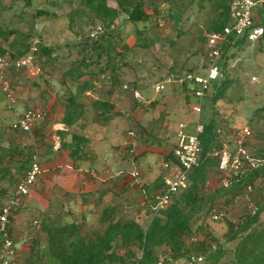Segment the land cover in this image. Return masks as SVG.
Returning <instances> with one entry per match:
<instances>
[{
  "label": "rangeland",
  "instance_id": "1",
  "mask_svg": "<svg viewBox=\"0 0 264 264\" xmlns=\"http://www.w3.org/2000/svg\"><path fill=\"white\" fill-rule=\"evenodd\" d=\"M201 1L160 2L159 16L138 26L150 28L147 36L157 37L154 46L146 50L133 48L123 59L118 60L116 74L125 84L136 81L134 96L142 102L141 108L134 106L132 85H128L129 89L125 93L120 85H116L109 97L105 92L110 85L104 80L98 84L101 91L85 95L86 102L96 97L111 101L118 115L115 111L108 112L105 115L108 123L103 124L87 104L83 119L69 129L70 133L88 140L82 147L90 159L79 160L78 168L75 169L67 151L46 156L45 152L51 146L57 150L60 144L57 131L63 130V127L64 131L67 130L58 123L62 117L61 106L66 103L67 91L74 92L76 85L69 84L68 88L63 86L60 74L81 58L73 47L65 49L67 44H77L73 29L69 27L68 14L77 7L78 2L76 0L69 6L61 4L59 0H34L31 7L24 9L22 2L0 0L2 26L23 33H35L36 39L62 47V57L58 58L53 69H48L40 62L41 75L37 76V70L32 69L24 73L13 71L4 74V80L0 82V148H11L13 151L0 165L6 170L0 173V207L9 204L15 195L14 187L25 176V171L20 170L24 155L31 149L40 156L44 154L41 172L35 183L28 188L27 195L20 196L18 200L20 211L13 220L15 249L11 264H23L31 240L39 241L45 251L47 237L38 222L44 217L55 220L58 225L72 222L82 224L84 231L101 230L104 228L99 222L101 211L106 206H112L118 209L119 216L135 219L143 227L149 221L144 213L147 206L153 205L151 196L156 192L155 182L161 174L168 172L163 168V155L176 143L175 135L180 125L184 126L186 135L196 134L198 117L193 113L192 106L197 101L191 95L185 99L188 93L182 90L180 77L189 70L200 78L208 75V63L203 49L199 50L197 36L199 31L204 36L206 23L214 17L210 4L216 0H206L199 7ZM261 7L259 4L257 14ZM38 9L55 12L58 18L39 23L32 19ZM147 11L151 12L149 9ZM172 14H182L181 20L174 22L169 18ZM75 23L74 30L78 21ZM115 24L123 43L130 47L137 43L135 26L126 20ZM89 25L98 26L95 23ZM86 28L84 24L80 31L83 33ZM177 30L182 31V34L174 40ZM167 39L175 43L167 46ZM246 43L245 38L236 45V48L243 47V50H235L236 58L228 63L227 73L230 78L236 77L238 83H233L227 102L218 104L222 107L220 113L223 122L219 123L217 130L221 132L220 140L223 143L235 142L237 134L246 127V149L252 153L264 149V120L257 122L254 117L255 107L264 102V53L257 49L256 43L249 47ZM1 45L5 47L2 42ZM128 61L131 66H120L121 62L128 64ZM258 72H262L263 76H257ZM9 92L11 99L7 97ZM28 109L41 111L47 114L46 118L36 121L29 134L12 129L15 118ZM66 140L70 141V137ZM129 144L134 147L135 154L141 153L136 161L127 153L126 146ZM221 185L223 183L213 172L208 179V188ZM106 189L109 192L101 196L102 190ZM64 192L69 196H64ZM249 200V197L241 195L235 205L227 206V218L236 221L244 212L240 209L244 205H248L245 207V213H248L251 210L249 206L254 208ZM261 221L264 223V211ZM206 224L216 237L222 238L226 233L224 221L208 219Z\"/></svg>",
  "mask_w": 264,
  "mask_h": 264
},
{
  "label": "trees",
  "instance_id": "2",
  "mask_svg": "<svg viewBox=\"0 0 264 264\" xmlns=\"http://www.w3.org/2000/svg\"><path fill=\"white\" fill-rule=\"evenodd\" d=\"M33 1L11 0L12 3L22 2L24 9L31 7ZM59 1L61 4L72 6L76 0ZM178 1L181 2V0ZM254 1L260 2L262 6L258 10L259 19L255 22L263 28V34L254 42L246 40V46L256 43L257 49L264 53V0ZM77 2V7L71 9L68 14L69 27L73 29L77 44H67L65 49L73 47L81 58L60 74L63 86L68 88L69 84L76 85L74 92L67 91L66 103L61 106L62 117L58 123L64 125L67 130L57 131L60 139L59 148L53 150L51 146L45 152L46 156L67 151L75 169L78 168L79 160L90 159L82 147L88 143V140L78 134L70 133L69 129L81 118L83 119L88 103L91 110L96 113V118L100 117L103 124L108 123L105 115L115 111V105L111 101L96 97L86 102L85 95L97 94L101 91L98 84L104 80H107L110 85L105 92L109 97L113 94L116 85H120L124 93L128 91V85H132L134 106L136 105L138 109L142 107V102L134 97V92L137 91L136 81L130 84L122 82L116 74L117 62L133 48L146 50L154 46L157 37L147 36L150 28H138V26L145 25L153 21V17L159 16L160 2L171 4L174 0H77ZM204 2L206 0L201 1L198 6L201 7ZM229 2V0H216L210 4L214 17L206 23L205 34L221 32L231 23ZM181 16L182 14H172L169 18L177 22L181 20ZM57 18L58 15L55 12L45 9L36 10L32 17L40 21L39 23ZM125 20L136 28L137 43L131 47L123 43V38L115 24L117 21ZM76 21L78 25L74 30ZM82 22L88 27L83 33L80 31L84 25ZM89 23H95L101 28L94 38H91L89 34L95 27L88 26ZM200 33L199 31L197 36L199 50L203 49L204 58L207 61V42ZM181 34L182 31L177 30L174 40L180 38ZM36 38L35 33H23L0 24V57L9 55L12 58H21L29 54L34 47L32 54L37 64L42 62L48 69H53L58 58L62 57L60 53L62 47L48 45ZM174 40L167 39V46H170L169 43L173 45ZM242 40L245 38H230L221 46L220 56L216 61L218 76L208 82L200 102L195 98L194 91L186 81V75L180 77L181 88L188 93L185 99L191 95L190 97L197 101L196 104H201L199 116L193 112L198 117L197 124L202 127L201 133L197 135L200 143L199 162L187 172L185 187L177 194L170 195L168 204L162 210L156 212L152 205L147 206L144 214L149 217V221L144 227L135 219L119 216L118 209L112 206H106L101 211L99 222L104 225L101 230L84 231L82 224L72 222L58 225L55 220L44 217L38 222L47 237L45 251L42 250L39 241L31 240L23 264H187L192 258L195 259L193 264H264V223L261 221V214L264 211V149L249 153L246 149L248 147V139H246L243 146L248 153V158L257 165L251 166L248 160L244 159L242 170L230 174L227 177L226 186L221 185L217 188L207 186L209 176L213 172L217 174L220 181L225 177L217 170L218 160L210 156L212 151L215 148L221 149L223 144L233 147L232 142L223 143L220 140L222 135L217 129L219 123L223 122V115L220 113L222 107L218 104L227 102V95L233 83H238L236 77L230 78L228 75L227 66L231 59L236 58L235 50H243V47L236 48ZM1 42L5 44V47L1 45ZM129 63L121 62L120 66H131V62ZM95 68L98 70L95 71ZM13 71L24 73L25 70L21 68ZM186 73L195 76L191 70ZM39 75L41 72L37 74ZM256 75L263 76V73L258 72ZM115 114L118 115L116 111ZM254 117L257 122L264 120V102L257 104ZM67 137H70V141L66 140ZM217 141H220L219 145ZM174 147L175 144L163 155V162H168L170 168L174 163L172 160ZM126 149L135 161L141 154H135L134 147L130 144L126 146ZM12 152L11 148H0V165H3L5 158L8 155L10 157ZM43 155L40 156L36 150L31 149L24 155L25 160L20 170L26 173L34 160L40 165ZM2 170L5 169L0 167V173ZM168 174L169 172H166L157 178L154 191L164 190L162 179ZM102 191L101 196L109 192L108 189ZM241 195L249 197L254 208L249 206L251 210L245 213V207L248 205H244L240 208L244 212L237 217L236 221H232L227 218L226 207L235 205ZM64 196L69 194L64 192ZM83 199L86 198L83 197ZM4 207V205L0 207V217ZM10 207L12 213L8 217L4 230L0 231V263L4 257L6 241H10L12 248L15 249L13 220L19 213L20 206L10 205ZM213 212L218 216L217 221H224L226 225V233L222 238L213 235L206 224L208 219L212 220ZM38 222L35 221L36 224ZM205 232L206 234L198 239ZM228 245L231 247L229 248ZM197 259L201 261L198 263Z\"/></svg>",
  "mask_w": 264,
  "mask_h": 264
},
{
  "label": "built area",
  "instance_id": "3",
  "mask_svg": "<svg viewBox=\"0 0 264 264\" xmlns=\"http://www.w3.org/2000/svg\"><path fill=\"white\" fill-rule=\"evenodd\" d=\"M229 15L231 23L225 27L221 32L205 34L204 38L207 42L206 57L208 61V75L206 77H197L186 74V81L189 83L191 89L194 91V96L198 101H201L204 91L207 89L208 82L214 80L218 76V67L216 61L220 56L221 46L228 39L233 38H246L247 41L254 42L263 34V28L256 24L259 19L257 12L260 2L254 0H229ZM101 30L100 26H96L89 34L94 38L97 32ZM35 48L32 47L30 53L21 58H12L9 55L0 57V82L4 80V74L23 68L24 70L32 69L37 70L39 73V66L34 62L32 52ZM8 85V84H7ZM9 91V90H8ZM136 94V92H134ZM7 97L11 99V93H7ZM135 97V96H134ZM136 98V97H135ZM193 112L199 116L201 112V104L197 103L192 108ZM45 113L37 110L28 109L25 113L17 116L12 124V129L22 133L29 134L32 131V125L36 121H43L46 118ZM64 131V127H63ZM202 127L197 124L195 128V135L188 136L185 133L184 126L180 125L177 131L176 143L172 152L173 168L170 169L168 162H163V168L168 169V176L163 177L164 190L155 192L153 195V210H162L169 202L170 195L177 194L179 190L183 189L186 185V174L192 168L198 165L200 156V143L198 134L201 133ZM248 130L245 127L241 133L237 134V140L233 143V147L223 146L221 149L215 148L211 157H216L218 160L217 170L225 177L221 179L224 186L228 184L227 177L242 170L244 159L253 166L257 165L248 158V153L243 144L246 141L245 137L248 136ZM41 172L40 165L34 160L30 169L25 173V176L20 180L15 188V195L2 210L0 217V231L4 230L8 217L11 215L10 205H19L18 200L20 196L27 195L28 188L35 183L39 173ZM211 219L218 220V216L213 212ZM14 249L11 242L6 241L4 247V257L0 264H11V256ZM195 259H191L187 264H193ZM201 260L197 259L199 263Z\"/></svg>",
  "mask_w": 264,
  "mask_h": 264
}]
</instances>
